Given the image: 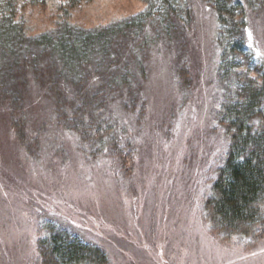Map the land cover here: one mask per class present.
Wrapping results in <instances>:
<instances>
[{"label":"rangeland","instance_id":"1","mask_svg":"<svg viewBox=\"0 0 264 264\" xmlns=\"http://www.w3.org/2000/svg\"><path fill=\"white\" fill-rule=\"evenodd\" d=\"M191 7L186 48L165 36L149 49L142 109L113 102L121 140L107 151L91 152L92 140L61 123L37 79L26 88L24 137L0 103V264H46L39 243L49 226L101 245L109 264H264V231L227 237L205 211L229 139L217 119V14L205 0ZM145 8V0H22L17 17L38 34ZM248 22L264 64V11Z\"/></svg>","mask_w":264,"mask_h":264},{"label":"trees","instance_id":"2","mask_svg":"<svg viewBox=\"0 0 264 264\" xmlns=\"http://www.w3.org/2000/svg\"><path fill=\"white\" fill-rule=\"evenodd\" d=\"M21 1L0 0V103L24 137L26 88L31 78L39 80L55 101L61 123L92 140L93 153L121 140L113 102L130 111L144 106L142 86L153 43L166 36L181 40L185 49L193 21L191 0H145L144 10L104 26L84 28L67 21L30 34L17 17ZM80 1L68 0L71 5ZM205 1L219 24L217 119L229 139L205 211L225 236L245 237L264 231V64L248 38L249 13L263 12L264 0ZM39 244L46 264L110 262L101 245L63 227L49 226Z\"/></svg>","mask_w":264,"mask_h":264}]
</instances>
